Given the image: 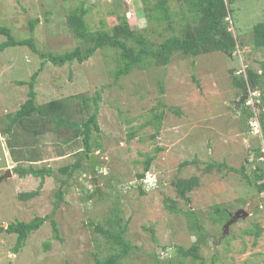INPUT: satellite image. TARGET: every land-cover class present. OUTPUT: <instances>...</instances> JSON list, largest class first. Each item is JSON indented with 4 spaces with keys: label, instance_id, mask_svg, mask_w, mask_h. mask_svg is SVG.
Returning a JSON list of instances; mask_svg holds the SVG:
<instances>
[{
    "label": "rangeland",
    "instance_id": "rangeland-1",
    "mask_svg": "<svg viewBox=\"0 0 264 264\" xmlns=\"http://www.w3.org/2000/svg\"><path fill=\"white\" fill-rule=\"evenodd\" d=\"M128 1L0 0V26L9 28L16 39L33 37L44 52L63 53L84 48L67 19L80 5L87 8L85 21L91 32H111L126 14L131 28L156 45L196 25L182 0H167L169 21L157 7L160 0ZM231 8L232 51L214 49L197 56L176 52L167 65L135 66L118 80L113 73L119 51L110 46L98 49L87 61L64 65L45 61L27 46L0 52V226L54 212L61 238L55 237L47 220L14 253L17 235L0 231V264H94L96 257L114 251L111 240L96 227L110 229L106 221L118 208L122 225L127 224L125 239L133 246L120 264H202L179 253L198 240L191 227L195 219L202 226L204 240L198 253L204 264H264V192L258 194L239 172L216 167L222 162L236 169L245 165L252 175L258 162L255 150L264 153L263 134L253 132V119L249 109L237 102L241 89L234 83L235 76H246L249 68L261 72L264 47L254 45L253 27L264 21V0H232ZM6 40L0 34V44ZM42 62L35 91L37 105L47 112L36 116L43 127L36 133L22 121L8 133L7 116L28 98V84L17 81H29ZM261 88L264 92V81ZM98 93L101 131L94 130L92 141V153L99 161L96 185L89 160L78 155L82 138L56 127L55 103L71 108L74 120L82 121L95 111ZM154 111H164L159 132L158 124L151 123ZM157 147L161 150L148 178L138 179L144 160ZM77 161L81 168L72 176L61 171ZM30 164L52 168L54 176L47 175L40 187V177H19L13 170ZM191 176L199 184L186 192V201L179 198L175 183ZM64 179L69 184L62 187L59 199L56 191ZM37 189L38 196L21 198ZM171 204L179 212L170 210ZM251 204L254 207L248 211ZM217 206L227 210L230 219L241 209L249 213H239L226 228L229 220H217ZM189 209L192 218L186 214Z\"/></svg>",
    "mask_w": 264,
    "mask_h": 264
},
{
    "label": "trees",
    "instance_id": "trees-1",
    "mask_svg": "<svg viewBox=\"0 0 264 264\" xmlns=\"http://www.w3.org/2000/svg\"><path fill=\"white\" fill-rule=\"evenodd\" d=\"M187 6L191 13V18L196 22L194 27H187L186 31L181 35H171L167 37L160 44H155L152 42L145 34L137 33L129 25L128 18L126 14H123L121 18V23L114 26L111 32L106 30H100L98 32H91L86 21L85 15L87 13V8L84 5H80L74 11L68 15V26L74 36L81 38L85 43L84 48L82 46L76 47L72 50L55 53V52H44L40 50L33 37L16 39L11 33V30L5 26H0V34L6 35L7 40L0 44V52L9 48L16 46H27L32 49L35 53H38L45 61H49L53 65H64L66 63H72L78 61L82 63L90 59L98 49L105 46H110L117 48L119 51L118 67L114 71V78L118 80L120 77L129 74L135 66L144 67L146 63L157 62L159 64L167 65L171 62L173 54L180 52L183 54H191L193 56L199 55L202 52H210L214 49L222 51H232L235 47V40L233 39L231 32L229 31L228 18L232 17L231 2L227 5V0H182ZM127 2V0H125ZM159 9L161 10L163 16L168 21L170 20V9L167 0H160L158 3ZM38 19L35 20V22ZM34 25L31 24V27ZM253 43L259 47H264V21L259 22L253 27ZM44 62L40 67L33 72L29 81H17L18 85L28 84V98L21 105L19 110H17L13 115H8L9 125L8 133L16 124L22 121H27L28 125L34 129L36 133L40 132L39 127H43L40 124L39 119L36 117L44 116L47 114L45 109L39 107L36 103V91L35 84L39 74L43 71ZM264 81V62L261 66V72H256L253 69L247 70V75L235 76L234 83L237 88L241 89V94L237 100L239 102L243 95L252 97L253 104H248L247 100L242 102L247 109L246 112L249 117L254 120H258L260 124V129L264 138V92L261 88V84ZM163 91V87L161 88ZM101 99L98 93L94 100L96 101L95 111L86 119L82 121L74 120V114L72 109L68 107L62 108L59 103H55L58 106V114L55 118L56 127L58 129L65 128L72 133V137H81L83 142V150L79 152L78 155L81 159H85L86 153H92L93 150V134L95 132H100V126L98 124V101ZM86 102L87 100L84 99ZM241 106V104H240ZM258 113V114H257ZM164 111L157 113L154 111V116L151 119V123L156 122L157 132L160 131V126L162 125V117ZM259 117H258V116ZM256 116V118H255ZM252 123V121H251ZM72 129V131H71ZM254 132V129H253ZM258 134V133H257ZM99 146V145H97ZM161 150L160 147L156 148V153L153 155H148L146 160H144V169L142 172L136 174L138 179L144 180L147 178L148 172H150L151 165L154 159H156V154ZM256 160L258 161L253 170V174L250 175L246 172V166L242 165L240 169L234 167H228L225 162L217 164L216 167L222 168L227 167L232 171L239 172L242 174L247 181V183L254 187L258 194L264 192V153L261 152L260 148L256 150ZM13 156V155H12ZM17 158V157H16ZM12 159V157H11ZM248 161V158L246 159ZM186 164L190 163L188 161ZM80 161L74 164L67 165L61 168V171L67 174L69 177L73 173L80 169ZM15 173L19 177H24L26 175H32L34 177L41 178L40 187H42L45 177L54 176L52 168L43 167L36 168L33 165L28 167H23L21 165L15 166L13 168ZM58 179V178H57ZM69 184L68 179L61 180L58 190L56 191V196L59 199L63 198L64 190L62 187ZM199 179L196 176H191L187 179L178 180L175 185L177 187L179 198H183L189 201L186 196L187 191H191L193 188L198 186ZM40 194V189L27 192L21 195L22 199H31ZM95 196V194H91ZM176 205V204H175ZM174 204L168 206L173 212H179ZM215 212L219 214L217 220L225 218V220H230V213L217 206ZM190 218L194 215L192 209H189L186 213ZM222 216V217H220ZM47 220L52 223V228L54 235L57 239H61L59 235V228L57 221L54 217V212L52 214L42 216H36L32 220L25 221H14L10 222L7 227L0 226V231H6L9 234H16V242L13 248V252H18L26 243L28 236L37 231ZM107 224L110 229H103L102 226L97 225L96 230L100 232L105 239L111 240L114 251L109 253L107 256L102 258L96 257L94 264H120L122 259L127 255V253L132 249V245L125 239V234L127 231V224L122 225V218L120 216V209H115L113 213L107 219ZM117 230L114 232V228ZM191 227L194 229L198 235V240L192 244V246L187 250H179V253L184 257L192 256L195 259H200L202 264V257L199 255L200 242L204 240V236L200 233L201 224L195 219L192 222ZM259 235V233H256ZM46 249H49L50 245L46 244Z\"/></svg>",
    "mask_w": 264,
    "mask_h": 264
},
{
    "label": "water",
    "instance_id": "water-1",
    "mask_svg": "<svg viewBox=\"0 0 264 264\" xmlns=\"http://www.w3.org/2000/svg\"><path fill=\"white\" fill-rule=\"evenodd\" d=\"M245 99H246V96H243V97L240 99L239 102L242 103ZM85 158L89 160V164H90V168H91V176H92V178H93L95 184L97 185V183H98V178L95 176V170H96V168L98 167L99 161L97 160L95 154H93V153H87V154H85ZM7 175H8V176L11 175V173H10V169L7 170ZM7 175H4V176L2 177V179H3V178H6ZM96 192H97V194H99V195L101 194V190H100V187H99V186H97V188H96ZM253 202H257L256 198H254V201H253ZM253 207H254V206H253L252 204L249 205V206H248V211H251ZM248 211L243 210V209L239 210V211L235 214V216H234L233 219H235V218L239 215V213H243V214L247 215V213H249ZM233 219H230L229 222L225 225L226 228H228L229 224L232 223Z\"/></svg>",
    "mask_w": 264,
    "mask_h": 264
},
{
    "label": "built area",
    "instance_id": "built-area-1",
    "mask_svg": "<svg viewBox=\"0 0 264 264\" xmlns=\"http://www.w3.org/2000/svg\"><path fill=\"white\" fill-rule=\"evenodd\" d=\"M249 98V97H248ZM253 99H252V97H250L249 99H248V104H253ZM258 120L256 119V120H254V121H252V126L254 127V130H255V132L256 133H260L261 132V129H260V124H259V121L257 122Z\"/></svg>",
    "mask_w": 264,
    "mask_h": 264
},
{
    "label": "clouds",
    "instance_id": "clouds-1",
    "mask_svg": "<svg viewBox=\"0 0 264 264\" xmlns=\"http://www.w3.org/2000/svg\"><path fill=\"white\" fill-rule=\"evenodd\" d=\"M127 2H129V1L127 0ZM230 20H231V17L228 18V22H229V23H231ZM245 96H246V95H245ZM240 99H241V98H240ZM248 99H249L248 96H246V99H245V100L248 101ZM239 101H240V100H239ZM243 102H244V101H243ZM254 132H255V131H254ZM255 133H256V132H255ZM256 134H257V133H256ZM258 134H259V133H258ZM86 154H87V153H86ZM8 169H10V168H7V170H8ZM95 176H96V175H95ZM147 176H148V175H147ZM147 178H148V177H147ZM147 178H146V179H147ZM93 181H94V180H93ZM95 192H96V191H95ZM96 194H97V192H96ZM98 195H99V194H98Z\"/></svg>",
    "mask_w": 264,
    "mask_h": 264
}]
</instances>
